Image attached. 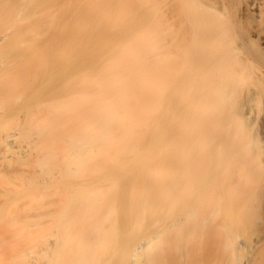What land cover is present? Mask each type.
<instances>
[{
	"label": "bare ground",
	"instance_id": "6f19581e",
	"mask_svg": "<svg viewBox=\"0 0 264 264\" xmlns=\"http://www.w3.org/2000/svg\"><path fill=\"white\" fill-rule=\"evenodd\" d=\"M170 1L0 0V264H264V0Z\"/></svg>",
	"mask_w": 264,
	"mask_h": 264
},
{
	"label": "rangeland",
	"instance_id": "374dc122",
	"mask_svg": "<svg viewBox=\"0 0 264 264\" xmlns=\"http://www.w3.org/2000/svg\"><path fill=\"white\" fill-rule=\"evenodd\" d=\"M139 1V3L141 2V0H138ZM159 1H161V2H163V0H159ZM169 0H167V2H168ZM175 5H176V3H179L180 2V0L178 1H176V0H171ZM171 1H170V3H171ZM161 2H160V4H161ZM167 2H164L163 3V7H161L162 8V11H163V8H164V4L165 5H168V3ZM169 3V4H170ZM172 4H170V5H168L169 6V8H170V6H171ZM174 5V6H175ZM179 5H180V7H181V4H178V7L177 8H179ZM227 5H228V13L231 15V19L232 18H234L236 21H240L241 20V22H240V25L241 26H243V27H240L241 28V31H242V29H243V32L245 33V31L246 32H248L249 31V29H247L248 27H249V25H250V22H249V16H248V14L246 13V11L244 10V8H243V6H242V4L241 3H238V2H236V1H232V0H229V1H227ZM165 8L166 9H164V11L165 10H167V7L165 6ZM172 8V10L170 9H168V16H167V18H169L170 17V15H171V13H172V11H173V9H175L176 8V6L173 8V7H171ZM180 9V8H179ZM178 10V9H177ZM176 10V11H177ZM165 12H163V14H164ZM233 19V20H234ZM246 20V21H245ZM248 21V22H247ZM248 33H245V36L247 35ZM248 35H251V33L249 32V34ZM251 37L255 40L257 37L256 36H254V35H251ZM264 45V44H263ZM255 114H256V117H257V125L259 126L261 123H262V119H263V117H264V101H261L260 102V104L255 108ZM246 250V249H245ZM247 253H248V251L246 250V251H241V256L243 257V256H245V255H247Z\"/></svg>",
	"mask_w": 264,
	"mask_h": 264
}]
</instances>
